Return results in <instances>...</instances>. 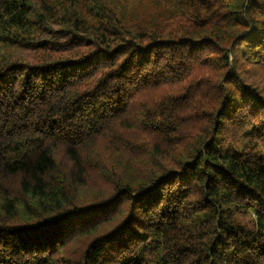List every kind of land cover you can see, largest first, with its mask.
<instances>
[{
	"label": "trees",
	"instance_id": "obj_1",
	"mask_svg": "<svg viewBox=\"0 0 264 264\" xmlns=\"http://www.w3.org/2000/svg\"><path fill=\"white\" fill-rule=\"evenodd\" d=\"M264 0H0V264H264Z\"/></svg>",
	"mask_w": 264,
	"mask_h": 264
},
{
	"label": "rangeland",
	"instance_id": "obj_2",
	"mask_svg": "<svg viewBox=\"0 0 264 264\" xmlns=\"http://www.w3.org/2000/svg\"><path fill=\"white\" fill-rule=\"evenodd\" d=\"M245 73L247 79L264 88V67L254 64L244 65Z\"/></svg>",
	"mask_w": 264,
	"mask_h": 264
}]
</instances>
